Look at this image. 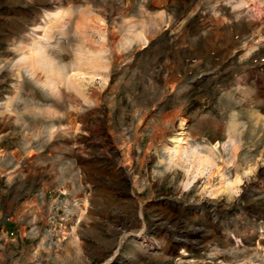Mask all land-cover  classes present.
I'll return each instance as SVG.
<instances>
[{
	"label": "rangeland",
	"instance_id": "obj_1",
	"mask_svg": "<svg viewBox=\"0 0 264 264\" xmlns=\"http://www.w3.org/2000/svg\"><path fill=\"white\" fill-rule=\"evenodd\" d=\"M20 178L45 241L0 214V264H264V0H0Z\"/></svg>",
	"mask_w": 264,
	"mask_h": 264
},
{
	"label": "crops",
	"instance_id": "obj_2",
	"mask_svg": "<svg viewBox=\"0 0 264 264\" xmlns=\"http://www.w3.org/2000/svg\"><path fill=\"white\" fill-rule=\"evenodd\" d=\"M22 181L23 179L20 178L14 186L8 189V192L3 197L0 214L7 216L8 219L3 222L1 231L4 235H6L7 231L13 232V235L10 236V241H15L17 245L19 244L21 246L25 243L24 237L29 235L31 237L29 242L32 246L40 247L45 241L41 237L43 229L37 225L30 224L29 229H27V223L34 222V219L39 216L41 207L38 201L40 196L45 195V193L33 192L32 195L24 196L25 191L21 189ZM51 240L54 241L53 239ZM57 241L58 239L55 242ZM35 251L37 253L38 249H35Z\"/></svg>",
	"mask_w": 264,
	"mask_h": 264
},
{
	"label": "bare ground",
	"instance_id": "obj_3",
	"mask_svg": "<svg viewBox=\"0 0 264 264\" xmlns=\"http://www.w3.org/2000/svg\"><path fill=\"white\" fill-rule=\"evenodd\" d=\"M179 134H181V132H179ZM170 141L172 142L171 145L174 144V148L175 147H178L179 144L183 142L182 139L180 138V136L172 137ZM208 160L210 161L211 159L206 158L204 161H206V163H210ZM227 182L229 184V188H227V190L231 193L233 191V186H234L233 184L240 183L241 182V177L240 176H237V178L235 179V181H227Z\"/></svg>",
	"mask_w": 264,
	"mask_h": 264
}]
</instances>
